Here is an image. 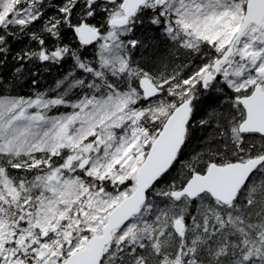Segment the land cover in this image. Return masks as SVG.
Returning a JSON list of instances; mask_svg holds the SVG:
<instances>
[{
    "label": "snow or ice",
    "instance_id": "1",
    "mask_svg": "<svg viewBox=\"0 0 264 264\" xmlns=\"http://www.w3.org/2000/svg\"><path fill=\"white\" fill-rule=\"evenodd\" d=\"M0 264H264V0H0Z\"/></svg>",
    "mask_w": 264,
    "mask_h": 264
},
{
    "label": "trees",
    "instance_id": "2",
    "mask_svg": "<svg viewBox=\"0 0 264 264\" xmlns=\"http://www.w3.org/2000/svg\"><path fill=\"white\" fill-rule=\"evenodd\" d=\"M42 83H44V82H42ZM47 83H51V78H49V79L47 80ZM24 91L27 92L28 90L25 89ZM202 134H203V133H202L199 129H195V135H194V139H193V143H192V147H193V148L196 147V145H197V143H198V140L196 139V137H199V136H201Z\"/></svg>",
    "mask_w": 264,
    "mask_h": 264
}]
</instances>
